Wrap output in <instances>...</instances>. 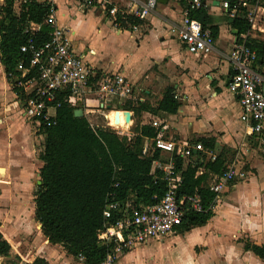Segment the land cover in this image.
Wrapping results in <instances>:
<instances>
[{
	"label": "crops",
	"instance_id": "0c3cea01",
	"mask_svg": "<svg viewBox=\"0 0 264 264\" xmlns=\"http://www.w3.org/2000/svg\"><path fill=\"white\" fill-rule=\"evenodd\" d=\"M37 1H47L54 6L57 25L67 30L70 47L84 54L95 72L99 75L123 74L135 84V94L141 98V103L154 106L150 102L154 89L160 90L157 101L166 88L173 90L179 103L175 114L152 115L143 112L136 115L128 110L130 132L137 125L157 120L166 138L190 144H202L199 139L213 138L212 149L193 151L190 157L182 159L184 164L194 159L205 164L222 155L225 167L234 164L245 172L243 179L229 183L215 198L212 216L204 225L184 232L174 230L160 241L143 244L138 250L131 249L135 252L131 259L127 256L132 251H125L118 256L117 264H264V259L244 249L245 242L264 245V158L246 125L239 119L237 97L227 91V83L233 75L229 52L241 40L242 34L238 36V31L234 34L236 29L229 25L232 20H226L227 10L222 7L224 0H201L214 24L218 25L213 50L206 55L187 52L178 38L187 8L186 0H159L155 10L137 30L115 28L103 6L96 2L86 5L84 0ZM57 1L62 4L60 14L57 13ZM108 1L110 6L118 8L131 5V0ZM249 13L252 23L246 33L247 38L264 41V8L249 6ZM83 28L90 31L80 32ZM100 28H115L117 34H136L135 50L125 55L114 69L110 67V54L105 55L108 44ZM167 37L175 40V46L171 43L174 48L172 52L163 48ZM153 39L158 41L156 45L150 42ZM121 63L127 65L125 74L120 71ZM253 69L263 78L260 89L264 94V57L261 62H255ZM0 78L7 91V98H0V188L4 190L5 185L9 192L23 193L26 199L40 180L43 163L38 156L44 137L38 132L36 121L22 115L20 100L9 89L1 64ZM87 106L94 111L88 118L91 120V117L99 116L103 125V116L95 109L93 97L76 104L75 108L81 109L86 117ZM116 108L122 110L120 106ZM198 175L205 176L203 185H208L214 176L204 166L198 168ZM32 210L34 217V206ZM38 225L42 238L34 239L36 258L43 259L46 264H82L73 258L71 262L61 245L49 243ZM154 246L163 251L157 253L149 250ZM146 250L151 252L143 257L141 254ZM168 251L173 252L172 256L164 253ZM124 258L126 261H123Z\"/></svg>",
	"mask_w": 264,
	"mask_h": 264
},
{
	"label": "trees",
	"instance_id": "16d2710c",
	"mask_svg": "<svg viewBox=\"0 0 264 264\" xmlns=\"http://www.w3.org/2000/svg\"><path fill=\"white\" fill-rule=\"evenodd\" d=\"M224 1L228 4L226 20H232L229 25L238 31V36L248 33L251 28L247 16L249 6L264 8V0ZM107 7L110 8V5ZM233 9L235 14L231 17ZM53 11L54 6L47 1L0 0V64L11 90L21 101L28 95L18 86L21 78L17 66L22 62L28 67L31 58V53L21 51V47L29 42L37 47L49 39L52 29L45 21ZM187 15L199 21L216 38L218 25L214 24L203 2L198 8L189 10ZM116 21L122 30H131L133 25L142 24L136 17L120 13L116 14ZM246 45L255 51L256 61L261 62L264 41L247 38ZM33 72L30 71L25 78ZM63 99L64 94L58 93L56 101L59 105L55 115L47 121L39 119L38 132L43 135L44 141L38 158L43 164L39 172L41 183L34 194V218L49 243L61 245L68 255L82 264H100L114 243H100L98 233L114 224L120 215L111 211L109 216H105V206L109 202L133 207L153 204L165 193L161 174L156 172L154 176L151 173L152 161L158 158V153L150 157L140 156L144 139L154 137L156 130L146 123L137 125L127 136L120 137L102 124L91 126L83 115L75 116L76 108ZM178 107L171 88L164 90L154 106L148 103L131 105L128 102L122 105L136 115L143 112L171 115ZM199 141L204 148H213V138H201ZM175 164L182 177L178 197L197 194L201 204L200 211L185 207L182 222L175 229L184 232L202 226L210 219L216 198L208 185H203L205 176H196L198 168L204 166L213 175H220L225 169V159L219 155L205 164L196 159L184 164L180 157H176ZM244 249L264 259V245L245 242ZM9 253L10 245L0 231V257H8ZM31 264L46 262L36 258Z\"/></svg>",
	"mask_w": 264,
	"mask_h": 264
},
{
	"label": "built area",
	"instance_id": "2783aa9c",
	"mask_svg": "<svg viewBox=\"0 0 264 264\" xmlns=\"http://www.w3.org/2000/svg\"><path fill=\"white\" fill-rule=\"evenodd\" d=\"M158 1L131 0L129 7L118 8L112 5L108 8V0H84L86 5H93L94 2L102 5L112 25L119 30L117 13L122 16L131 15L143 23L155 10ZM201 2L186 0L187 8L178 38L187 52L206 55L213 50L214 38L209 29L203 28L199 21L190 19L187 15L189 10L198 8ZM222 7L227 9L226 1L222 2ZM234 14L235 9L231 11L230 16ZM247 16L252 23L250 13ZM45 22L52 29L49 39L37 47L31 42L21 47V51L31 53L28 67L22 62L17 66L21 78L18 86L28 95L23 101L20 100L22 115L39 125L40 118L47 121L53 117V112L59 105L56 101L58 93H63V100L72 107H76V104L88 97H93L96 101L95 109L101 112L104 119L102 126L112 130L117 136H127L130 133V124L125 122L123 114L128 110L122 108V105L125 102L131 105L141 103V98L135 94V84L120 73L99 75L87 63L84 54L77 53L70 47L67 30L57 25L53 12L48 15ZM140 25H133L131 30H137ZM33 28H37V25H33ZM246 38L247 34H242L241 40L230 49L229 60L233 75L227 83V91L237 97L240 107L239 119L246 125L248 133L254 138L257 149L264 158V94L260 89L263 78L253 69L256 53L246 45ZM32 70L33 75L25 78ZM116 106H120L122 110L119 111ZM90 109L92 108L87 106L85 115L89 124L94 126L88 118L94 112ZM109 114L112 117H109ZM148 124L155 128L156 135L144 139L140 156L150 157L158 153V158L152 161L151 173L161 174L166 187L165 193L153 204L133 207L129 204L120 206L117 202H109L105 206V216H109L111 211H116L120 215L114 224L106 226L98 233L100 243L105 245L114 243V247L107 252L100 264H117L118 256L125 251L152 241H160L171 234L181 224L186 206L195 211L201 210L197 194L178 197L182 177L180 171L176 169L175 158L190 157L193 151H204V147L200 143L190 144L166 138L157 120ZM244 177L245 172L230 164L220 175L211 177L208 189L217 197L229 183ZM78 258L82 259L81 256Z\"/></svg>",
	"mask_w": 264,
	"mask_h": 264
},
{
	"label": "rangeland",
	"instance_id": "374dc122",
	"mask_svg": "<svg viewBox=\"0 0 264 264\" xmlns=\"http://www.w3.org/2000/svg\"><path fill=\"white\" fill-rule=\"evenodd\" d=\"M120 2V1H119ZM122 2V1H121ZM19 1L16 2V6H18ZM58 3V11L60 14L62 9V4ZM120 4V3H119ZM17 9V7H16ZM90 30L88 28L80 29V32L87 33ZM102 35L106 37L107 46H106V56L110 54V67L114 69L115 65L118 62H121L125 55H128L129 52H133L137 46L136 42V34L132 33L131 36L129 34H117L115 28H100ZM92 32V31H91ZM82 36V34H81ZM85 36V35H84ZM172 40V41H170ZM155 45L158 41L156 39L150 40ZM175 46V40L168 38L165 41V46L167 51H173V45ZM121 72L124 73L127 65L125 63H121ZM125 74V73H124ZM9 89H11V85L7 82ZM165 83V81H164ZM160 90L154 89V94L150 97L151 104L155 105ZM8 94H10L8 92ZM0 98H7V91L4 90L3 83L0 78ZM146 118L145 120H147ZM91 122L93 125L102 124L101 117H91ZM4 190L0 188V231L2 232L3 237L8 240L10 243V253L8 257H0V264H31L36 258L35 247H34V239L42 238L39 234V223L33 217L32 207L34 202V194L36 192L37 186L34 185L32 188V192L27 194L26 199L24 198L23 193H15L9 192L7 187L4 185ZM155 242V241H153ZM152 243V242H150ZM142 245L133 248L132 250H138ZM158 248V249H157ZM131 250V251H132ZM149 250H154L157 253L162 252L163 250L159 247H151ZM131 252L130 255L127 256L128 259L134 257L135 252ZM151 251L142 252L143 257H147ZM167 256H172L173 252L168 251L164 252ZM69 260L72 257L69 255ZM127 259V260H128ZM123 261H126L125 258Z\"/></svg>",
	"mask_w": 264,
	"mask_h": 264
},
{
	"label": "water",
	"instance_id": "95a60500",
	"mask_svg": "<svg viewBox=\"0 0 264 264\" xmlns=\"http://www.w3.org/2000/svg\"><path fill=\"white\" fill-rule=\"evenodd\" d=\"M204 3V2H203ZM234 34H237V30H234ZM74 115L75 116H81L82 115V111H81V109H76V110H74ZM124 119H125V122L126 123H128L129 122V118H130V114H129V112H127V111H125L124 112ZM117 116H118V113L116 112L115 113V119L117 120ZM40 180L39 181H37V185H40Z\"/></svg>",
	"mask_w": 264,
	"mask_h": 264
},
{
	"label": "bare ground",
	"instance_id": "6f19581e",
	"mask_svg": "<svg viewBox=\"0 0 264 264\" xmlns=\"http://www.w3.org/2000/svg\"><path fill=\"white\" fill-rule=\"evenodd\" d=\"M120 115V114H119ZM109 117H112L111 114H109Z\"/></svg>",
	"mask_w": 264,
	"mask_h": 264
}]
</instances>
